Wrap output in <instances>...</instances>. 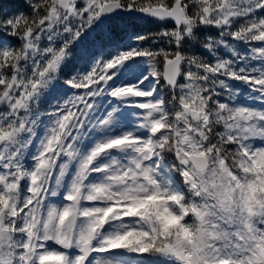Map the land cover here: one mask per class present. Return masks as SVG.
Wrapping results in <instances>:
<instances>
[{
  "label": "snow or ice",
  "instance_id": "6c2138e0",
  "mask_svg": "<svg viewBox=\"0 0 264 264\" xmlns=\"http://www.w3.org/2000/svg\"><path fill=\"white\" fill-rule=\"evenodd\" d=\"M0 264H264V0H0Z\"/></svg>",
  "mask_w": 264,
  "mask_h": 264
},
{
  "label": "trees",
  "instance_id": "16d2710c",
  "mask_svg": "<svg viewBox=\"0 0 264 264\" xmlns=\"http://www.w3.org/2000/svg\"><path fill=\"white\" fill-rule=\"evenodd\" d=\"M4 2L8 5H15L18 3V0H4Z\"/></svg>",
  "mask_w": 264,
  "mask_h": 264
}]
</instances>
